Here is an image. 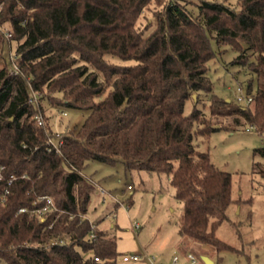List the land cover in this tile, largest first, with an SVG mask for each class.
<instances>
[{
  "label": "trees",
  "instance_id": "trees-1",
  "mask_svg": "<svg viewBox=\"0 0 264 264\" xmlns=\"http://www.w3.org/2000/svg\"><path fill=\"white\" fill-rule=\"evenodd\" d=\"M155 2L162 5L155 22L141 27V15ZM189 4L0 0V264H117V239L88 216L83 172L92 160L166 173L183 203L179 232L217 251L235 250L216 233L235 201L232 175L213 163L199 139L223 127L217 116H232L236 126L243 119L264 133V0H205L197 15ZM211 38L241 51L236 62L249 77L238 89L252 102L213 94L209 113L197 107L185 113L193 93L212 90ZM45 99L50 107L88 112L62 134L59 151L49 141L55 133ZM254 153L264 157V146ZM41 196L56 206L43 219L19 212L43 205Z\"/></svg>",
  "mask_w": 264,
  "mask_h": 264
},
{
  "label": "rangeland",
  "instance_id": "rangeland-1",
  "mask_svg": "<svg viewBox=\"0 0 264 264\" xmlns=\"http://www.w3.org/2000/svg\"><path fill=\"white\" fill-rule=\"evenodd\" d=\"M202 1L205 0H190L188 8L193 14H198ZM225 1L234 5L238 2ZM161 6L158 2L152 3L138 24L144 27L152 20L155 22ZM211 41L216 51V56L208 62L212 90L193 93L185 103V113L194 107L209 113L213 94L234 100L238 86L244 87L249 77L246 68L236 62L241 51L227 44L219 45L215 38ZM9 46L6 43L3 52L8 62ZM15 49L16 41L12 40L13 55H16ZM107 57L115 63H135L118 56ZM43 104L55 133L54 141L58 140L57 133L62 135L80 126L88 113L68 106L50 107L46 99ZM254 104L251 103L252 108ZM241 120L243 123L236 126L232 116H217L216 126L223 127L212 132L208 139H199V147L210 152L213 163L232 175L235 201L229 205L227 218L216 233L235 250L217 251L179 232L183 203L176 198L166 173L128 170L122 162L116 165L97 160L88 162L83 172L91 193L88 216L99 220L100 228L117 239V264H210L207 260L211 264H264V175L261 173L264 157L254 153L256 148L264 146V133L249 128ZM133 254L143 259L124 261L125 255ZM189 254L194 255V261Z\"/></svg>",
  "mask_w": 264,
  "mask_h": 264
},
{
  "label": "built area",
  "instance_id": "built-area-1",
  "mask_svg": "<svg viewBox=\"0 0 264 264\" xmlns=\"http://www.w3.org/2000/svg\"><path fill=\"white\" fill-rule=\"evenodd\" d=\"M0 29H1V27H0ZM5 33H6L7 36L9 35L7 30H5ZM12 58L14 60L16 58V55L12 54ZM14 64H15V68H18L17 64L16 63H14ZM236 97H237L238 100L243 101V102H245L247 104L252 102V97L251 96L248 97L245 93H243L241 88L238 89V92L236 93ZM36 120L41 125H43L45 123L44 117H43L42 114H37L36 115ZM56 136H57V139H58L57 141H54V139H53L54 136L50 137L49 141L52 144V146L54 148H56L57 151H59L60 144L62 143V141H61L62 140V135L57 133ZM3 168H4V166H0V179L3 177V173H2ZM7 191L8 190H6V192ZM40 199L41 200H45V203L43 205L35 206L34 208H31V209H29L27 207H21L19 209V212H27V211H29L30 216H32V217L38 216L39 218L43 219V217L45 216L46 212H48V211H50L52 209H55L56 206H55L54 200H53V198L51 196H41ZM135 227L137 228L138 224ZM93 236H94V234L92 233L91 237H93ZM188 257L192 261L195 260L193 254H189ZM96 259H98V257H96ZM123 259H124V261H138V260H141L143 258H142V256H139L137 254H133V255H125L123 257ZM177 260H178V258L175 257V261H177Z\"/></svg>",
  "mask_w": 264,
  "mask_h": 264
},
{
  "label": "water",
  "instance_id": "water-1",
  "mask_svg": "<svg viewBox=\"0 0 264 264\" xmlns=\"http://www.w3.org/2000/svg\"><path fill=\"white\" fill-rule=\"evenodd\" d=\"M207 261L211 264V262L209 260H207Z\"/></svg>",
  "mask_w": 264,
  "mask_h": 264
}]
</instances>
